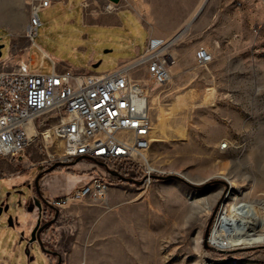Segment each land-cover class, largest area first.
<instances>
[{
	"label": "rangeland",
	"instance_id": "rangeland-1",
	"mask_svg": "<svg viewBox=\"0 0 264 264\" xmlns=\"http://www.w3.org/2000/svg\"><path fill=\"white\" fill-rule=\"evenodd\" d=\"M1 4L0 65L15 70L32 55L38 67L40 52H30L27 36L31 0ZM109 11L119 26L90 25ZM39 17L34 41L76 70L117 68L144 52L149 33L169 42L175 63L166 84H151L150 177L144 168L112 174L86 160L44 167L34 148L0 157V204L11 205L0 217V264H49L30 235L9 223L31 191L42 204L32 202L31 211L46 226L40 237L52 264H264V224L253 244L211 243L223 213L240 204L256 206L264 219V0H63ZM202 48L212 55L206 65L197 61ZM94 173L110 182L102 201L53 208L37 193L46 174L85 177L76 189ZM20 175L30 187L8 196Z\"/></svg>",
	"mask_w": 264,
	"mask_h": 264
},
{
	"label": "built area",
	"instance_id": "built-area-1",
	"mask_svg": "<svg viewBox=\"0 0 264 264\" xmlns=\"http://www.w3.org/2000/svg\"><path fill=\"white\" fill-rule=\"evenodd\" d=\"M61 1L31 0L27 36L32 45L41 25L39 13ZM168 49L166 39L150 35L143 53L103 73L59 64L41 51L36 68L32 61L15 70L1 64L0 157L21 158L34 148L43 156L39 164L44 167L86 160L112 174L144 168L150 177L155 172L148 159L153 144L151 84L162 86L171 77L175 59ZM197 61L206 65L212 55L202 48ZM48 67L51 71L45 73ZM72 143H80L78 153H71ZM109 190V180L94 173L48 202L62 208L102 201ZM44 214L42 210L40 220Z\"/></svg>",
	"mask_w": 264,
	"mask_h": 264
},
{
	"label": "crops",
	"instance_id": "crops-1",
	"mask_svg": "<svg viewBox=\"0 0 264 264\" xmlns=\"http://www.w3.org/2000/svg\"><path fill=\"white\" fill-rule=\"evenodd\" d=\"M102 20L104 21L100 22L101 21L100 20L98 23L90 24V25H108L111 27H117L121 24L120 19L118 17V13L113 14L110 11L108 12V16ZM149 36H150V33H149ZM34 44L38 46V49L37 47L36 48L34 47L32 51L34 50L44 51L46 53L45 55H49L48 52H46L42 47H40L35 41H34ZM31 57H32V60H31ZM29 61L36 63L37 59L35 56L31 55ZM24 176L25 175H20V176H16L11 179L12 181H11L10 186H12V188L7 190L8 196L13 194L15 192V189H19V188H22L24 185H28V184H25V182L28 179H24L25 178ZM55 178L58 180H54ZM84 180H85V177H69L65 175L62 177H59L58 175L46 174L41 180V183H40L41 188L37 184L38 186L37 190L39 189L41 195L45 199L46 198L48 199V196L56 197V196H61V195L70 193L79 182L84 181ZM28 186L30 187V185ZM32 202H34V194L31 191V198L29 200L20 199L19 205L21 208H19V210L16 211L15 214L9 217L10 226H13L18 230H22L23 231L22 236L30 235V239H31L32 232L35 230V228L37 227L39 223L38 211H34V212L31 211ZM0 205L2 206L0 207V211H1L0 217H1L5 211L11 208V205H9L7 198ZM4 220L5 218L3 219V221ZM4 225L6 226L5 222H4ZM60 230H63V229H60ZM30 243H33V242H31L30 240ZM35 243L38 246H40L37 242ZM40 251L43 257L45 258V260L49 264H52V262H50L48 259V253L46 252V250L40 247Z\"/></svg>",
	"mask_w": 264,
	"mask_h": 264
},
{
	"label": "bare ground",
	"instance_id": "bare-ground-1",
	"mask_svg": "<svg viewBox=\"0 0 264 264\" xmlns=\"http://www.w3.org/2000/svg\"><path fill=\"white\" fill-rule=\"evenodd\" d=\"M1 1L6 0H0V7L3 9L2 5L4 4H1ZM14 34L16 36L19 34L16 26H14ZM32 47H37L38 49V46L35 44ZM41 52L46 56L44 51ZM159 129L160 131L164 130L162 119L159 123ZM78 151H80V143H72L71 153H78ZM263 224L264 219L259 214L256 206L250 205L249 203L240 204L234 209V212L223 213L218 226H216L212 234L211 243L219 249L233 248L242 242L245 244H253L256 240V232Z\"/></svg>",
	"mask_w": 264,
	"mask_h": 264
},
{
	"label": "water",
	"instance_id": "water-1",
	"mask_svg": "<svg viewBox=\"0 0 264 264\" xmlns=\"http://www.w3.org/2000/svg\"><path fill=\"white\" fill-rule=\"evenodd\" d=\"M113 2H115V3H118L119 2V0H112ZM196 17L197 16H195V18H194V20L196 19ZM193 20V21H194ZM192 21V22H193ZM191 22V23H192ZM190 23V24H191ZM3 47V45H0V56L2 55V53H1V48ZM99 64H100V62L99 63H96V64H93V67H97V66H99ZM143 182L141 181V182H138V184H142ZM38 187V186H37ZM37 193H38V195H39V197L42 199V201H43V204H45V205H48V201L41 195V193H40V191H39V189L37 190ZM34 203L37 205V207L41 210V208H42V204L35 198L34 199ZM0 214H1V211H0ZM46 226H41L39 223H38V225H37V227L35 228V230L32 232V234H31V242H38L39 243V245H40V247L41 248H43V242H42V240H41V237H40V233H41V231L45 228Z\"/></svg>",
	"mask_w": 264,
	"mask_h": 264
}]
</instances>
